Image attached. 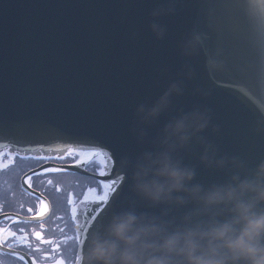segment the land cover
I'll list each match as a JSON object with an SVG mask.
<instances>
[{
  "label": "water",
  "instance_id": "obj_1",
  "mask_svg": "<svg viewBox=\"0 0 264 264\" xmlns=\"http://www.w3.org/2000/svg\"><path fill=\"white\" fill-rule=\"evenodd\" d=\"M196 34L202 43L191 47ZM174 83L181 91L143 120L138 107L147 111ZM194 110L209 118L196 134L203 142L194 137L178 155L198 182L227 178L200 162L205 144L250 167L264 159V21L247 0H0V143L91 141L115 161L99 178L124 177L81 233L86 244L136 199L122 161L157 149L165 125Z\"/></svg>",
  "mask_w": 264,
  "mask_h": 264
},
{
  "label": "clouds",
  "instance_id": "obj_2",
  "mask_svg": "<svg viewBox=\"0 0 264 264\" xmlns=\"http://www.w3.org/2000/svg\"><path fill=\"white\" fill-rule=\"evenodd\" d=\"M200 43L196 34L189 46ZM180 91L174 83L151 108L137 111L145 121L155 118ZM208 122L206 113H184L165 125L157 149L122 161L136 199L91 234L84 264H264V159L250 167L205 144L200 162L227 173L222 182L205 185L196 180V167L178 155L194 137L203 142L196 134ZM141 203L158 211H140Z\"/></svg>",
  "mask_w": 264,
  "mask_h": 264
},
{
  "label": "snow or ice",
  "instance_id": "obj_3",
  "mask_svg": "<svg viewBox=\"0 0 264 264\" xmlns=\"http://www.w3.org/2000/svg\"><path fill=\"white\" fill-rule=\"evenodd\" d=\"M248 7L258 11V15L264 21V0H247ZM36 153V155H32ZM45 153H48L47 155ZM55 153V155H52ZM35 160V161H53L65 160L71 158L75 167L83 169L87 173H91L93 177H110L113 172L114 159L113 153L106 147L97 145L91 141H83L75 144L63 143L56 146L45 147L40 145L37 147L19 148L10 142L0 143V170H7L14 165L16 159ZM31 171V169H30ZM69 171L67 167H44L42 170L33 171L24 180L27 184V195L34 197L37 200L35 210L32 207L26 209L30 215L27 217L21 216L19 213L15 215H3L0 223L5 226L0 227V255H3L5 248L8 249V255L16 257L18 261L29 264H39L43 261L44 264H73L71 260H66L62 255V245L68 244L69 241L75 242L81 246L82 251L77 252L74 257V264H84L81 259L83 250H86V240L81 239V233H88L92 221L97 219V215L106 205L109 204L110 198L116 192L117 186L124 180L123 176L115 179H99L93 180L94 186L87 187L82 193L75 191L67 192L66 203L69 208L71 221L74 225L75 235L65 234V227H59V232L63 234L60 239L55 237L45 236L44 219L51 215L52 207L46 199L44 191L36 193L33 188V177H47L48 174H65ZM44 183V181H42ZM46 186L54 188L57 193L64 191L63 187L56 183L53 179H46ZM20 209L24 208L23 204L19 205ZM84 217V222L81 223L80 217ZM90 217V218H89ZM58 220H63V217H57ZM39 220V228L26 230L24 227H14L18 224H27L29 221ZM35 240V244L33 243ZM43 246H47L45 249ZM20 249H25L21 254ZM39 254V260L37 255ZM0 264L3 261L0 260Z\"/></svg>",
  "mask_w": 264,
  "mask_h": 264
},
{
  "label": "flooded vegetation",
  "instance_id": "obj_4",
  "mask_svg": "<svg viewBox=\"0 0 264 264\" xmlns=\"http://www.w3.org/2000/svg\"><path fill=\"white\" fill-rule=\"evenodd\" d=\"M42 164H73L71 158H66L65 160H53L48 162L35 161V160H25L16 159L13 166L7 170H0V220L3 219V215H15L19 213L21 216L27 217L30 214L27 213L26 209L32 207L34 210L37 205V200L34 197L27 195L28 189L24 180L28 175L32 174V170L38 168ZM31 169V171H30ZM80 169V168H78ZM38 172V171H37ZM51 178L56 183H59L64 191L62 193H57L54 188L46 186V179ZM99 180L89 174H83L79 171L69 170L65 174H48L47 177H33V188L38 194L44 191L46 199L50 202L52 207L51 215L47 216L43 223L45 224V236L55 237L60 239L63 234L59 232V227H65V234L74 236V225L71 221L69 214V208L66 203L67 192L75 191L76 193H82L87 187L94 186L93 180ZM44 181V183H42ZM23 204L24 208L20 209L19 205ZM57 217H63V220H58ZM40 221H29L27 224H18L14 227H24L26 230H31L32 228H39ZM5 226V224L0 223V227ZM59 226V227H57ZM35 244V240L33 239ZM47 249V246H43ZM62 255L66 260H71L74 264V257L76 252V242L75 240L69 241L68 244L62 245ZM8 249L5 248L3 255H0V260L3 264H24L22 261H18L16 257L8 255ZM21 254L26 251L25 249H20ZM37 255L39 260V254ZM29 264L31 261L29 259ZM39 264H44L43 261H39Z\"/></svg>",
  "mask_w": 264,
  "mask_h": 264
}]
</instances>
